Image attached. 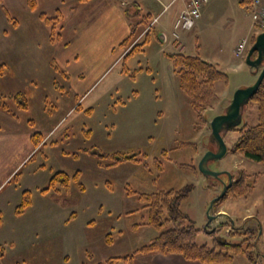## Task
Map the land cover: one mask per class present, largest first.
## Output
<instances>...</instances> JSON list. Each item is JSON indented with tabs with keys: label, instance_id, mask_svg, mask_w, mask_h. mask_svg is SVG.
<instances>
[{
	"label": "rangeland",
	"instance_id": "374dc122",
	"mask_svg": "<svg viewBox=\"0 0 264 264\" xmlns=\"http://www.w3.org/2000/svg\"><path fill=\"white\" fill-rule=\"evenodd\" d=\"M35 1L36 11L30 9L29 0L0 2V66L4 65L0 96L24 92L30 101L29 109L14 112L15 116L0 110V214L3 232L12 243L3 255L20 264H101L131 256L155 239L158 231L135 227L146 221L148 211L137 198L126 196V187L153 193L189 186L191 191L181 208L188 224L200 231L197 243L211 248L216 242L243 244L251 257V263L244 259L246 264H264V164L232 151L242 126L258 124L257 103L250 100L242 109L241 124L223 131L227 154L209 161L211 171L227 173L218 180L199 169L206 153L219 149L210 123L227 112L235 91L253 85L261 72L246 64L260 34L253 26L249 5L242 0L222 1L185 42V54L199 56L228 75L227 85L216 84L219 101L198 118L180 91L174 64L160 52L154 33L156 26L170 23L173 10L182 2L137 0L142 7L146 1L156 3L159 12L169 5L160 22L143 35L151 22L143 19L145 12L135 2L125 7L124 14L119 3L105 0ZM42 13L58 16L62 23L58 22L56 30L62 24V33L67 21L78 17L76 39L69 42L65 37L66 45H60L61 40L51 43ZM167 30L171 32L170 25ZM147 39L144 53L124 61L133 47ZM168 39L170 42V35ZM244 39L248 40L246 53L237 57L235 50ZM175 52L179 53L164 51ZM124 64L137 72L135 79L122 73ZM68 65L77 69L78 76L68 73ZM79 105L81 110L75 111ZM88 109H92L90 115L85 112ZM84 130L91 131V138ZM36 133L44 138L39 151L32 141ZM84 148L104 154H138L141 165L104 168L100 160L84 155ZM156 159L163 164L161 172ZM60 171L71 175L80 171L86 190L72 187L69 192L43 195L41 190ZM227 174L233 182L246 177L253 192L243 198L231 196L214 206L211 215L215 219L210 222L209 206L222 194L224 183L228 184ZM25 190L32 193L33 205L18 217L15 208ZM237 199H241L240 207L233 204ZM246 230L255 232L254 239L244 235ZM108 235L112 242H107ZM152 256L137 255L131 264H198L180 256L182 262L177 263L164 255V262H155ZM240 260L234 264H241Z\"/></svg>",
	"mask_w": 264,
	"mask_h": 264
},
{
	"label": "trees",
	"instance_id": "16d2710c",
	"mask_svg": "<svg viewBox=\"0 0 264 264\" xmlns=\"http://www.w3.org/2000/svg\"><path fill=\"white\" fill-rule=\"evenodd\" d=\"M84 3L90 0H79ZM2 2V0H0ZM241 3L249 5L247 0H242ZM30 9L36 11L38 6L35 0H29ZM7 17L11 20L9 11L5 10ZM40 18L45 25L50 29V41L56 43L61 40L63 25L61 24L58 32L59 17L50 18L45 16V13L40 15ZM143 19L149 22V15H144ZM144 22V21H143ZM62 23V21H60ZM145 23V22H144ZM131 37V38H130ZM133 37V33L130 35ZM128 38V39H129ZM122 43L125 47L127 41ZM147 39L144 43L133 47V49L124 57L126 61L135 53H144V47L148 44ZM174 64L175 73L178 78L180 91L188 99L193 111L198 118L205 115L207 110L219 101V96L216 92V84L224 82L228 84V75L221 71L218 66L203 60L199 56L187 55L185 53H167L165 54ZM4 73V65L0 66V75ZM122 73L129 76L131 79L136 78L137 72H131L126 64ZM62 87H59L61 89ZM258 105V124L255 126L244 125L239 130L240 137L235 143L232 151L249 159L251 161L264 164V81L258 90L257 94L251 99V102ZM124 104V102H122ZM30 107V101L24 92H19L15 95L0 96V110L11 113L13 116L15 111H27ZM81 110L80 105L75 108V111ZM90 115L92 109L85 111ZM87 138H91V131L84 130ZM32 141L36 149L41 150L44 146V138L40 133L32 136ZM84 155L91 156L100 160L101 167L114 168L120 165L131 163L141 165V160L137 159L138 154L127 155L124 153L104 154L96 148H84L81 150ZM65 156L73 158L80 157L78 153L69 154L62 152ZM165 151L163 152V154ZM34 154L29 161H31ZM157 170H163V164L156 159ZM18 174L15 175V177ZM82 173L77 171L71 175L67 172H56L52 175L48 185L41 190L43 195H48L51 192L60 193V190L69 192L72 187H76L78 191L84 192L85 186L81 183ZM253 186L247 183L246 177L237 178L232 187L228 190L223 199L215 203V207L220 205L222 201L230 198L247 197L253 192ZM190 187L182 189L160 190L153 193H140L132 187H126V196L135 197L140 202L142 209H147L148 217L145 222L135 225V227H152L158 231V236L149 244L136 250L133 255L125 257L111 258L101 264H115L116 261L132 263L133 258L137 255L161 254L179 255L188 262L199 264H231L239 255H245L249 263L251 257L243 248V244H233L231 242H216L214 247L208 245H199L197 238L199 230L194 225L188 224L187 215L183 212L182 203L188 198ZM33 205V197L30 191H23L19 205L15 208V215L23 216ZM3 225V218L0 214V228ZM168 225L172 228L166 229ZM251 235L249 240L254 239L255 232L246 230L244 235ZM107 242H112L110 235L107 236Z\"/></svg>",
	"mask_w": 264,
	"mask_h": 264
},
{
	"label": "crops",
	"instance_id": "0c3cea01",
	"mask_svg": "<svg viewBox=\"0 0 264 264\" xmlns=\"http://www.w3.org/2000/svg\"><path fill=\"white\" fill-rule=\"evenodd\" d=\"M96 0H91L90 2H95ZM107 2H109V4L112 2L113 4H117L119 3L121 7L124 8V14H126V11H125V7H127L128 5H131L132 3H136L135 5H137L138 7H140V10L144 11L145 12V15H149L150 19H149V22H151L156 16H159V15H162L167 9L166 8H169L168 6H166L161 12H159V8H158V5L154 2H148L146 1L144 4V7H142L141 3H138L137 0H105ZM177 1H180L182 2L181 5L179 7H177V9L173 10L172 14H171V18H170V23L167 22V21H164L162 24H160L158 27L156 26L155 27V30H154V33L156 34V37L158 39V43H160V52L163 53V55H165L164 51L167 50V49H173V50H176L174 47H173V39L171 37V40L169 42V39H168V36L170 35L171 36V33H172V30H173V24L175 22V20L177 19L178 15L182 12V10L184 9L185 7V2L183 0H176ZM222 1L224 0H210L209 1V4L204 8V11H203V14H202V18L200 19V21L198 22V24L196 25L195 28L197 27H201L203 25V22L205 21V18L212 14L214 11H216L217 9V4H220ZM161 5V4H160ZM80 19L77 17V18H71L70 20L67 21L65 27H64V31L62 33V37H61V43L60 45H66L67 43H64L65 41V37L68 38V41L69 40H73V39H76L74 37V34L75 32L78 31L79 29V24H80ZM160 22V20H159ZM158 22V23H159ZM18 23V22H17ZM18 24H16L17 26ZM170 25V28H171V32L168 33L169 31L167 30V26ZM195 28L191 31H184V32H181L180 34V44L182 45V51H180L179 53H184L185 50H186V46H185V42L187 41L188 37L190 36H194L193 34H195ZM153 33V34H154ZM48 36V34H47ZM71 42V41H69ZM177 52L179 50H176ZM176 53V52H175ZM77 60V57L74 58V61ZM66 62V61H65ZM68 64L70 63V61H67ZM66 62V63H67ZM70 65H68L66 67L68 73H72V74H76L75 76H78L77 74V69H72L71 67H69ZM9 68V67H8ZM219 68V67H218ZM142 70V68H141ZM255 75V74H254ZM256 78H255V81L254 83L256 82L257 78H258V75H255ZM65 77V76H64ZM78 78V77H77ZM71 79V78H70ZM69 80V77H65V81ZM69 83V82H68ZM253 83V84H254ZM252 86V85H251ZM62 87V86H61ZM247 88V87H245ZM125 105V103L123 104ZM74 109V107H73ZM73 109H70L69 113L73 110ZM15 112H18V111H15ZM241 200V199H239ZM239 200H235L234 201V205L240 207V203ZM20 201V199H19ZM232 204V205H233ZM3 225L2 227L0 228V264H20L18 263L19 260H14L10 257H5L3 255V250H10L12 248L11 246V241L7 238L8 237V234L4 233L3 232ZM5 246V247H4ZM152 255V254H150ZM154 256H152V259L153 261L155 262H164L165 259H164V256L160 255V254H153ZM169 259H172L174 262H177V263H181V256L179 257V255H168L167 257H169ZM183 258V257H182ZM184 259V258H183ZM239 259H241V264H246V261L247 260H244V259H247L244 255H239L235 258L234 262L231 263V264H234L236 261H238ZM185 260V259H184ZM186 261V260H185ZM245 261V262H244ZM188 262V261H187ZM183 263V262H182ZM181 263V264H182ZM193 263V262H191ZM199 264V263H198ZM248 264V263H247Z\"/></svg>",
	"mask_w": 264,
	"mask_h": 264
},
{
	"label": "water",
	"instance_id": "95a60500",
	"mask_svg": "<svg viewBox=\"0 0 264 264\" xmlns=\"http://www.w3.org/2000/svg\"><path fill=\"white\" fill-rule=\"evenodd\" d=\"M246 64L252 71H257L261 69V72L258 75L256 82L252 86L236 90L233 95V101L229 106L227 112L225 114L216 116L210 123L212 128V136L218 143L219 149L217 152H207L199 164L200 171L207 177H212L220 180L223 173H227L211 171L209 169V161L221 160L227 154L228 147L222 136L223 131L232 129L241 124L242 109L257 94L264 81V33H260L258 35L255 43L249 50L246 58ZM227 175L229 176L228 184L224 183V189L222 194L217 199H215L209 206L207 214L210 222L215 219V217L211 215L215 203L223 199L224 196L227 194L228 190L233 185L232 176L230 174Z\"/></svg>",
	"mask_w": 264,
	"mask_h": 264
},
{
	"label": "built area",
	"instance_id": "2783aa9c",
	"mask_svg": "<svg viewBox=\"0 0 264 264\" xmlns=\"http://www.w3.org/2000/svg\"><path fill=\"white\" fill-rule=\"evenodd\" d=\"M185 7L178 15L173 24L171 37L173 39V47L176 50L182 51L180 42V34L184 31L193 30L200 19L204 8L209 4L210 0H183ZM251 10L253 26L256 27L260 33H264V0H247ZM167 9V8H166ZM161 15L156 16L145 29L144 34L151 31L159 22ZM248 47V40L244 39L236 48L235 53L237 57H244Z\"/></svg>",
	"mask_w": 264,
	"mask_h": 264
}]
</instances>
